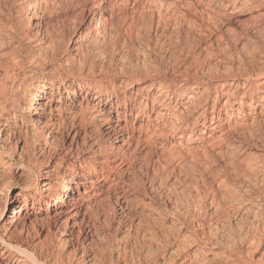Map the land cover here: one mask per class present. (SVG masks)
<instances>
[{"label": "rangeland", "instance_id": "rangeland-1", "mask_svg": "<svg viewBox=\"0 0 264 264\" xmlns=\"http://www.w3.org/2000/svg\"><path fill=\"white\" fill-rule=\"evenodd\" d=\"M53 1L48 4V8L53 10L46 15L45 22L53 20L56 29L51 35L44 31L43 34L38 33L36 38H42L39 42L35 38L29 42L34 48V56L24 62L23 75L20 76L22 82L31 83L39 78L49 83L53 80L60 81L65 93L70 87V80L76 79L73 85L83 87L78 99L85 94L91 96L95 91L117 90V99L121 103L126 98L123 93L125 84L134 85L130 91L133 96H136L138 86L147 85L154 94L159 89L168 94L167 99L171 100L172 107H176L181 92L184 94L181 101H186L189 89L195 87L203 92L201 91L202 95L195 104L196 108H189L193 112L188 114L190 125L186 132L191 131L195 120H202V107L206 100L210 103L206 123L210 124L212 105L218 100L217 94L222 93L220 86L226 79L232 81L241 78L248 69L253 68V58L259 54V48L262 47L260 44H263L258 28L253 24L250 9L234 6L228 3L229 0H55L58 1L56 4ZM43 2L0 0V23L8 18L3 23L10 20L25 24L27 17L22 7L33 3L36 4V10L41 12L47 7ZM90 6L96 10L94 18L103 10V26L99 33H94L89 28L87 39L84 38L83 43L76 45L75 37H80L84 32L85 27L79 29V26L87 23ZM50 25L49 23L48 26ZM35 31L37 27L32 28V32ZM50 42L48 50H40V45ZM80 46L82 50L79 49ZM226 95H220V105ZM49 98L48 93L44 100ZM151 100L148 102V110L151 109ZM139 104L140 99L134 102V110ZM56 107L40 123L34 116L20 119L19 126H15L13 118L6 122L0 116V159H3L0 164V188L4 189L0 190V207L3 206L0 208V231L8 229L14 240L20 238L24 243L34 242L38 246L43 242L49 243L54 252L64 246L66 248L62 249L66 263L72 261L69 264H179L181 255L190 247L187 243L181 247L173 234L168 235L171 220L163 217L166 212L181 208L193 229L202 232L199 219L209 222L204 228L205 233L201 234L205 239L208 236L210 238L211 232L216 229L214 226L218 225L216 250L223 252V221L215 223L212 204L213 189L218 190L215 179H222L229 185L233 181V170L229 169V154L226 158L223 144L222 147L218 145L212 149L208 135L206 143L198 138L190 144L187 143V136L182 138L179 132L172 133L166 128H161L162 136L150 138L140 131L142 127H149L146 115L137 120L132 117L128 124L124 120L122 124L131 127L128 132H133L129 133L131 138L128 142H117L115 137L113 139L111 128L108 131L103 125L107 117L116 114V111H111L114 108L111 109L109 104L103 106L104 112L94 120L90 119V115L95 111L89 106L85 107V112H81L80 108L74 111L67 107L59 111ZM182 108L180 107L179 112ZM126 109L125 106L121 109L122 119ZM81 121L90 122L86 129L92 134L85 141L83 133L73 138V129ZM187 146L194 148L188 151ZM104 147H114V154H109L108 157L105 154L108 152L98 154ZM219 149L222 150L219 151L221 153H215ZM87 157H90V163L99 170L84 172L87 178L96 179L95 184L84 177L74 179L78 184L72 186H78L80 193L84 192V187L88 191V194H82L84 198L80 200V204L77 203V207L72 206L73 199H66L68 202L59 209L58 212L61 213L57 214L55 210H47L43 202L39 212L30 219L22 212L13 223H6L8 218L11 219L13 209L20 207L21 202L12 204L10 199L21 189L20 186L28 185L29 191L35 193L46 179L45 171L62 158L65 161H76L70 167L81 171L79 164ZM102 160L106 163L105 167L100 164ZM67 164L68 162L62 163L61 174L68 170ZM27 167L38 171L39 176L44 178L37 181V176H34L35 183L34 180L28 183V172L25 171ZM220 168L224 169V174ZM97 179L102 181L97 182ZM77 195L75 192L73 197ZM198 200L203 205L202 210L197 206ZM73 211H78V215L71 216ZM26 228L30 231L27 235ZM191 231L188 233L193 236ZM63 241L68 242L62 245ZM72 253L74 259L69 260ZM203 258L204 255L201 259L204 260ZM201 259H198L200 262L197 264H211L205 260L202 262ZM5 262L4 258L0 263ZM214 262L224 264L221 258Z\"/></svg>", "mask_w": 264, "mask_h": 264}, {"label": "bare ground", "instance_id": "bare-ground-1", "mask_svg": "<svg viewBox=\"0 0 264 264\" xmlns=\"http://www.w3.org/2000/svg\"><path fill=\"white\" fill-rule=\"evenodd\" d=\"M42 1L47 4L45 11L42 10L41 12H38L35 8L36 4L34 5L33 3L26 5V8L22 7V10L26 13L27 17L26 23L24 21L25 24H21V21H19L21 23H13L10 22V20L7 23H3L4 21H7L8 18L7 20L4 18L5 20L3 19L4 21L0 23V116H2V118H0L6 122L10 121V118H13L15 126H19L18 122L22 118L27 119L35 116L38 123L42 122V118L47 113L52 114L54 110L53 108L56 106H59L56 107L59 111L61 110V108L66 109L67 107L70 108V110L73 109L74 111L76 108H80L81 112H85V107L88 108L89 106V108H92L95 111L90 115V119L94 120L97 119V116L100 113L104 112L105 107L103 106L109 104L111 109L114 108V110L111 111H116V114L114 115L111 113L113 116H111L110 118L107 117L103 125L107 127V130L111 128V133H113L114 135L113 139L115 137L117 142H128L131 138L129 137V133L133 132H128L131 127L129 128L127 125L124 126L122 122H124L125 120V123L128 124L127 122H129L132 117L137 120L144 115H146L147 117L149 127L146 129L142 127L140 128V131L147 134L150 138L162 136L163 133L160 132L161 128L169 129L168 131H172V133L177 131L182 138L187 136V143L189 142L190 144L198 138L202 143H206V135L210 136L209 138H211V140H209V143H211L210 145L213 146L212 149L215 146L218 147V145H220V147H222L221 144L224 145V152L227 153L226 158L229 154L228 159L230 160V163H228L231 168H228L233 170V181L230 185L222 179L216 180L215 178L217 177L214 178L215 182L217 183L216 187L218 188V190L213 189L212 193L215 223L219 222L220 220L223 221L225 244L223 245V252L221 250V252H218V250H216V244L218 246V243L215 239L219 231V228L217 227L218 225L214 226L216 229L211 232L212 234H210V238L208 236V238L205 239L206 237H201V234L204 232L206 224L209 223L206 220L199 219L198 223L201 225L202 229V232H199L198 230L193 229V226H191L192 223L190 224V222L186 220L181 208H175L171 212H166L167 214L164 212V214L166 215H164L163 218L171 220L170 228H168L169 230H167L169 232L168 235L170 236V234H173L175 236V239H177L181 243V247H184L186 243L188 247H190V249L187 250L184 254L181 253L183 251L180 252L182 255L179 264H197L198 262H200V260L198 261V259H201L202 255L205 256V258L203 259L206 262H210L211 264H215L214 260L218 258H221V261H223L224 264H264V0L228 1V3L230 2L234 6L240 5L248 7L250 9L252 19L254 20L253 24H255L256 29L258 28L257 30H259L258 32H260L259 34L261 35L259 37H261V41H263V44H260V46L262 47L259 48V54L255 56V58L252 57L255 63V66H252L253 68H251L250 70L248 69V71L244 73L245 75L242 74L243 77L241 76V78L238 77L232 79V81L226 79V81H224V83L220 86L222 87V93L227 95L224 99L223 104L220 105L219 99L222 96V93L220 94L221 96L217 94L216 97L218 100L214 101V104L211 108L212 117L209 122L210 124L206 123L208 111L210 110V103L206 100L204 101V107H202V120H195L190 132H186L188 131L190 125L188 114L193 110V108H196L195 104L198 102V98H200V96L202 95L201 93L203 92L202 90L201 92L198 88L195 87L189 89L188 99L186 101H181L182 96H184V94L181 92L179 94L180 97L177 101L176 107H172V105L170 104L171 100L167 99L168 94H166L162 89H159L158 92L154 94L152 93V88H149L147 85L138 86V88L136 89V96H133L130 91L133 90L134 85L125 84L126 86L125 88H123V93L125 94L126 98L121 103L117 99V90L112 92L95 91V93L91 96L85 94L81 97V99H78L77 97L81 94L80 91L83 90V87H81L80 85L79 88L74 86L73 84L76 83V79L72 78L69 83L70 87L67 88V91L65 93L62 91L63 83L60 81L53 80L49 83L45 79L39 78L32 81L31 83L22 82L20 76L22 77L23 75L24 62L29 58H32L31 56H34V48L29 42H31L34 38L37 39L36 36H38V33L43 34L44 32H46L48 35H51V33H53L56 29L55 23H53V20H51L52 18L50 19L52 22H45L46 15H48L49 12L50 14L52 12V8H48V4L50 5L51 0ZM54 2L55 0L53 1V3ZM90 8V11L88 10L89 15L87 18V23L81 24L79 26V29H82L84 27L85 29L84 32L79 35L80 37H75L76 45L79 42L81 43L82 40H84V38L88 36L89 28L92 32L99 33L103 26L105 18L103 10L100 8L101 11H99L94 18L96 10L91 6ZM24 12L23 14H25ZM0 20L2 19L0 18ZM16 20L18 19H15V21ZM49 23L51 24L50 27L48 26ZM33 27H37V31H35L34 33L32 32ZM41 40L42 38H38L36 41L39 42ZM50 45L51 42L47 43L46 45H40L39 47L41 48L40 50L46 51L49 47H51ZM79 49L82 50L81 46L79 47ZM29 51L31 53H29ZM33 60L31 59V61ZM196 86L198 87V85ZM48 93L50 94V98L44 100ZM139 99L140 104L137 105V109L134 110V108L136 107V105H134V102ZM150 99H152V105L151 109L148 110V102H150ZM124 106L127 109L124 113V119H122L120 112L121 109L124 108ZM180 107L183 108L179 112ZM189 108H192V110L190 111ZM222 114H224L223 117L221 116ZM88 124H90V122L86 121H81L79 125L77 124V126L73 129L75 131L73 138H76L82 133L83 141H85L86 138L90 137L92 133L88 132L90 130L86 129ZM129 124L132 125V123ZM32 126L34 127V125ZM157 126H159L160 128ZM97 129L99 130L98 127ZM138 139L141 138L138 137ZM190 146H187L188 151L194 148ZM203 146L206 147L205 145ZM104 148L105 149H100L98 151V154H103L102 152H108L105 153L107 157L109 154H114V147ZM206 151L207 148L205 152ZM211 151L212 150H210V152ZM219 151L222 150L219 149L215 153L220 154L221 152ZM177 152L179 151L177 150ZM240 155L244 157L241 156V158ZM89 158L90 157L84 158L82 160V163L79 164V166H81V171L70 167L71 163L76 161H65V158H62L56 165L45 171L46 179L40 184L39 187L37 185L38 189L35 193H31L29 191L28 185L23 184V186H20L21 189L18 190L13 197H10L12 204L21 202L20 207L18 209H13L11 219L9 220L8 218L6 223H13L21 215L22 212H25L24 215L28 219H30L32 215L39 212L43 202L47 206V210L49 211L55 210L58 212L59 209H62V206L68 202L66 199H69V201L70 199H73L72 206L77 207V203H79L80 200L84 198L82 194H85L88 191L86 192L85 190L87 189V187H84V192L82 191L83 193H80V188H78V186L77 188H75L74 186H72V184H78L77 182H75L76 178L78 177H84L88 179L89 182L94 183L96 179L92 180L90 178H87V176H84V172L88 170H91L92 172H94L95 170H99L98 167L90 163ZM63 162H68V170L61 174ZM1 163H3V159H0V164ZM83 163L85 164V166L82 167ZM100 164L102 167H105L106 163L104 160H102L100 161ZM26 169L25 171L26 173L28 172V174H26L27 176H25L28 183L34 180V176H37V181L44 178L39 176L38 171H34L29 167H27ZM224 173L225 172H223V174ZM103 175L107 178V175L102 173V176ZM98 180L99 179H97V182ZM35 181L36 180H34L33 182L35 183ZM1 191L0 194L2 193ZM75 192L78 193L77 197H73ZM92 194L95 195L96 193ZM48 198H51V200H48ZM199 199L201 200V198ZM199 202L200 201L198 200L197 204ZM200 204L201 203H199L197 206L199 207V210H202L203 205ZM75 211H73L74 214L71 216L78 215V211ZM60 213L61 212H58L57 214ZM235 220L237 221V223H235ZM1 227H4V225H1ZM26 231V235L29 234L30 231L28 232L27 228ZM189 231H191L194 235H190L191 233L189 234ZM10 233L8 229H3L2 231H0V262L5 258V264H69L72 261H68L74 259L73 252L69 260L67 259L68 263H66L65 254L62 249L64 246L60 247V244L58 245L61 250L59 249L60 251L58 250V252H54V250L50 248L51 246L49 245V243L47 244L43 242L42 244L40 243V246H38L37 244H33L34 242L31 243L29 241H26V243H24L19 240L20 238L18 240H14ZM163 233L166 234V231L163 230ZM65 242L63 241L62 245H64L63 243ZM183 249L181 248V250ZM178 251L177 253H179ZM209 254L211 255V257H208ZM204 260L201 259L202 262Z\"/></svg>", "mask_w": 264, "mask_h": 264}]
</instances>
